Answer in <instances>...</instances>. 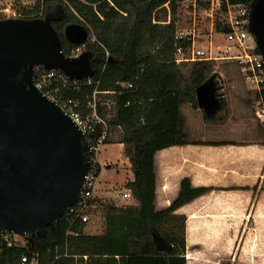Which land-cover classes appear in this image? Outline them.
<instances>
[{
    "label": "trees",
    "instance_id": "1",
    "mask_svg": "<svg viewBox=\"0 0 264 264\" xmlns=\"http://www.w3.org/2000/svg\"><path fill=\"white\" fill-rule=\"evenodd\" d=\"M210 1L197 0L198 7L210 8ZM220 1V14H217L214 26L217 32L226 33L230 30L226 22L228 5H244L252 11L257 0ZM183 2L35 1L36 10L33 12L41 6L45 7V13L48 9L64 12V18L55 21L54 27L67 56L76 46L65 36L68 24H82L89 37L93 33L97 35L96 49H88L82 54L85 79L64 82L55 76L50 85L42 89L61 105L73 107L84 118L92 113L93 93L96 88L99 90L96 110L107 123L110 134L115 129L121 131L119 143L123 144L133 173L126 186L136 202L124 206L102 203L105 227L100 233L87 232L88 222L66 212L48 227L44 237L36 233L27 236L26 247L9 245L0 237V264H21L22 255L30 252L40 254V264H85L84 255L89 256L88 264H189L186 255L188 216L180 209L223 188L195 185L190 176H184L178 195L168 206L157 207L159 175L156 154L170 146L198 143L190 139L182 106L190 104L198 108L196 89L210 71L207 60H176L178 45L183 47L186 55L192 46V39L188 36L176 38L178 14ZM256 50L260 52L258 47ZM39 71L43 68L40 67ZM88 77L92 78V84L87 82ZM122 82H133L134 87L123 89ZM214 86L220 103L225 106V86L215 83ZM111 90L115 92L109 93ZM258 93L263 94L264 102V82ZM204 116L214 118L216 115L204 113ZM110 134L105 143L111 141ZM92 158L100 172L101 165L95 153ZM230 188L237 187L225 189ZM95 201L94 197L91 202ZM155 234L163 237L171 248L159 250Z\"/></svg>",
    "mask_w": 264,
    "mask_h": 264
},
{
    "label": "water",
    "instance_id": "2",
    "mask_svg": "<svg viewBox=\"0 0 264 264\" xmlns=\"http://www.w3.org/2000/svg\"><path fill=\"white\" fill-rule=\"evenodd\" d=\"M63 11L48 9L42 18L0 19V231L44 237L78 200L94 161L88 136L72 115L36 83L37 68L61 70L72 80L86 74L83 56H67L54 27ZM250 31L264 56V0L252 9ZM66 38L84 43L87 28L70 23ZM208 115L220 106L211 79L196 89ZM97 124L89 137L98 138ZM159 250L171 246L155 234Z\"/></svg>",
    "mask_w": 264,
    "mask_h": 264
},
{
    "label": "crops",
    "instance_id": "3",
    "mask_svg": "<svg viewBox=\"0 0 264 264\" xmlns=\"http://www.w3.org/2000/svg\"><path fill=\"white\" fill-rule=\"evenodd\" d=\"M208 51L214 52L213 41ZM225 102L214 118H206L199 105L182 106L190 139L198 143L174 145L157 152V207L168 206L178 195L184 176H190L195 185L222 187L185 205L180 212L194 218L204 208L203 212L210 214L208 219L215 220V226L252 223L249 235L264 246V120L255 115L263 111L257 105L264 107L263 94L225 93ZM254 183L259 184L257 191L250 185Z\"/></svg>",
    "mask_w": 264,
    "mask_h": 264
},
{
    "label": "rangeland",
    "instance_id": "4",
    "mask_svg": "<svg viewBox=\"0 0 264 264\" xmlns=\"http://www.w3.org/2000/svg\"><path fill=\"white\" fill-rule=\"evenodd\" d=\"M207 1L203 0L204 3ZM210 5V8H199L198 2L196 5H188L184 1L178 14V29L189 33L187 36L192 39V45L193 39H196L197 49H204L207 51V55L217 58L210 62V71L206 80L211 79L215 84L224 85L226 93H258L263 82L259 85L258 82L247 80L242 69L243 65L238 57L243 49L240 45L230 47L231 44L226 40L225 33L216 31L214 25L219 11L218 8H212L211 1ZM210 41H213L214 44V52L211 53L208 51ZM179 47L182 46L178 45L177 48L176 60L178 62L186 60H178L180 56ZM190 53L191 49L187 55L183 50L185 57L189 56ZM232 72L233 74H231ZM257 105L259 106L258 109L263 110L264 107L261 103ZM255 115L259 117L257 112ZM120 138V129L112 130L111 141L102 145L96 153V160L101 165V171L95 189L97 208L93 206L90 209V219L85 228L89 233H100L104 230L105 218L101 212L102 203L124 206L136 202L134 199L124 200L122 198L123 192L127 189L128 180L133 178V173L123 144L119 143ZM253 139L257 140L256 137ZM263 173L264 165L261 169V174ZM250 185L255 190L259 186L258 183ZM261 190L264 192V184ZM209 205L208 201L207 206ZM203 211L204 208L199 210L198 215L194 218H190L189 214L187 215L189 217L187 220L189 242L186 255L189 264H231L234 262L238 264H264V246L261 240L256 241V238L252 240V236L249 235V228H252L254 224L215 226V220L208 219L210 218L208 217L209 212ZM259 231L262 232V227H259Z\"/></svg>",
    "mask_w": 264,
    "mask_h": 264
},
{
    "label": "built area",
    "instance_id": "5",
    "mask_svg": "<svg viewBox=\"0 0 264 264\" xmlns=\"http://www.w3.org/2000/svg\"><path fill=\"white\" fill-rule=\"evenodd\" d=\"M36 0H0V16L3 18H30V15H37V18L44 17L45 7L41 6L40 9L36 12L35 8ZM188 3V5L197 3V0H184ZM220 0H211L212 8L220 7ZM30 11V12H29ZM251 15L252 11L247 6L244 5H228V11L226 15V22L230 26V30L225 33L226 40L231 44L230 47H235L240 45L243 49V52L238 55L240 58V63L243 65V71L248 81L264 82V56L261 52H258L256 49L257 39L255 34L250 31L251 28ZM189 33H185L183 31L177 32V38L182 39L185 38ZM98 41V37L96 34H92L91 37L88 36V39L82 44H76L71 50L69 57L78 58L80 57L84 51L91 49L94 51L96 49V43ZM196 39H193V45L191 48V53L189 56L185 57L183 55L182 47H179L178 52L180 56L178 60L186 59V60H207L211 62L214 57L211 55H207V51L204 49L196 48ZM108 57V53H107ZM106 57V59H107ZM37 68L36 75V83L40 88H46L50 85V82L53 77L57 76V78L67 82L68 79L72 80L69 76H67L61 70H51L46 71L43 67V71H39ZM85 79V76L84 78ZM74 82L78 80H73ZM87 82L89 84L93 83L91 77L87 78ZM121 88L129 89L134 87L133 82H122L120 84ZM99 90L96 88L93 93L94 102L91 104L93 107V111L87 118H84L79 112L75 111L73 107L65 104L63 107L72 115L76 123L83 130L84 133L88 136V141L90 144L91 153H97L102 145L105 144L107 138L109 137L110 131L107 123L103 121L97 113L96 110V96ZM109 93H114L115 90L108 91ZM53 97L52 95H49ZM55 98V97H53ZM68 108V109H67ZM259 118L264 120V109L263 111L257 112ZM101 125V135L98 138L89 137L90 132H92L96 125ZM100 172L94 163L93 167L88 171L86 176V180L82 189V192L78 198V200L73 204V206L67 211L71 212L77 217H80L83 221L88 222L90 219V209L95 206V203H92V199L95 197V189L98 184ZM122 198L124 200L133 199L132 191L127 188L123 194ZM0 237L5 238V240L9 243V245L17 244L21 246H27L26 237H21L14 234H5L0 231ZM83 261L85 264H88L89 256L84 255ZM21 264H40V254L36 252H30L23 254L21 257Z\"/></svg>",
    "mask_w": 264,
    "mask_h": 264
}]
</instances>
